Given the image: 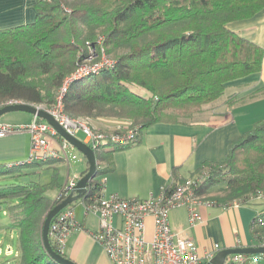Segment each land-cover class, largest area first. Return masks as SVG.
I'll use <instances>...</instances> for the list:
<instances>
[{"label":"trees","instance_id":"1","mask_svg":"<svg viewBox=\"0 0 264 264\" xmlns=\"http://www.w3.org/2000/svg\"><path fill=\"white\" fill-rule=\"evenodd\" d=\"M263 5L264 0H37L32 23L0 30V106L10 101L54 106L65 80L87 59L89 45L103 36L114 66L70 84L64 112L72 118L130 120L139 130L131 144L108 143L94 151L100 166L81 200L97 196V180L113 170L115 152L137 143L153 125L195 122L229 83L261 71L264 50L227 26L252 18ZM60 162L0 164V181L25 176L19 172L26 169L51 172L47 183L0 185V206L6 205L9 224L18 231L19 264H55L41 232L46 214L63 201ZM200 171L205 177L199 196L223 187L225 196L216 203L245 204L264 192V121L234 141L223 162H205ZM177 181L174 175L164 193ZM55 189L50 199L46 194ZM250 230L254 244L264 243V209Z\"/></svg>","mask_w":264,"mask_h":264},{"label":"crops","instance_id":"2","mask_svg":"<svg viewBox=\"0 0 264 264\" xmlns=\"http://www.w3.org/2000/svg\"><path fill=\"white\" fill-rule=\"evenodd\" d=\"M36 1L0 0V30L32 23L35 18L32 6ZM227 27L264 50V5L252 18L231 23ZM226 91L235 102L229 107L223 105L222 110L213 112L207 120L153 125L142 133L137 143L115 152L112 155L113 170L102 175L106 179L105 195H117L125 200L157 197L163 187L173 182L174 175L176 179L187 180L203 163L223 162L229 146L250 132L257 122L264 121V59L259 73L229 83ZM247 110L253 111L242 115ZM28 148L26 135L1 138L0 164L11 167L23 162ZM87 167L83 161L73 163L69 168L60 162L57 169L61 186L68 176H81ZM48 172L49 181L51 172ZM57 194L58 191L51 197L46 195L54 199ZM261 209L251 202L211 205L203 202L198 207L200 221L194 227L188 226L184 209L171 211L168 222L172 229L192 239L200 251H214L217 246L219 252L254 244L250 224ZM2 216L8 219L4 210ZM74 219L83 229L73 232L66 239L65 256L76 264H109L102 247L89 235V232L97 230L96 218L93 215L84 216L80 205L79 210H74ZM2 221L0 219V231L5 225ZM152 229V221L148 219L147 239L151 238ZM3 255L5 259L0 260V264L18 261V253L13 254L12 250L8 256L1 249L0 258ZM13 255L17 260L9 263L7 259Z\"/></svg>","mask_w":264,"mask_h":264},{"label":"built area","instance_id":"3","mask_svg":"<svg viewBox=\"0 0 264 264\" xmlns=\"http://www.w3.org/2000/svg\"><path fill=\"white\" fill-rule=\"evenodd\" d=\"M94 45H89L87 59L65 80L55 105L48 109L37 107L50 114L68 135L76 138L77 134H82L84 136L82 142L93 152L108 143L131 144L138 136L139 130V127L130 120H99V126L95 127L90 124L89 118L75 119L64 112L63 96L70 84L114 66V61L104 55L103 49L99 55L94 53L96 49ZM14 104L21 103L10 101L0 107ZM14 135H26L29 140L28 155L18 165H30L51 159L60 160L69 168L73 163L85 162L84 157L74 147L35 115L31 116L29 122L20 125L0 123V139ZM97 166H100L98 162L96 169ZM80 177L78 175L67 177L62 186L63 200L73 192ZM204 177L205 174L193 179H178L166 193L163 187L157 197L125 200L117 195L106 196V179L101 176L97 180L100 186L99 194L77 202L83 207L84 216L93 215L96 218L97 230L89 232V235L102 247L109 264H205L216 254L217 246L214 251L202 252L192 239L172 229L168 222L171 211L184 209L188 226L192 228L200 221L198 207L203 202L208 205L214 204L205 201L196 192L199 181ZM258 194L257 198L264 199V192ZM72 205L59 212L48 229L51 246L62 256L65 255V242L69 235L83 229L75 222ZM148 219L152 221L153 226L150 239L145 235ZM258 223L263 225L261 219H258ZM258 246L264 247V243ZM5 254L11 255V250L7 249ZM260 263L264 264V255H232L227 257L224 264Z\"/></svg>","mask_w":264,"mask_h":264},{"label":"rangeland","instance_id":"4","mask_svg":"<svg viewBox=\"0 0 264 264\" xmlns=\"http://www.w3.org/2000/svg\"><path fill=\"white\" fill-rule=\"evenodd\" d=\"M65 10L68 11L67 9H65ZM100 38H102V39L100 40L98 38L95 45H94L96 48L95 49L96 51L94 50V53H96L97 55H99L101 53L100 52L101 49L104 50V47H103L104 46V38H103V36H100ZM103 52H104V55L108 59L113 60L106 55L105 51H103ZM134 91H135V93L139 94L142 97H147V93L140 88L135 87ZM228 93L229 92H227V91L224 92V94L218 100H216L215 102H213L211 104L204 106L202 108L201 112L199 114L195 115V117L193 118V121H195V122H199L202 120L205 121L208 119V117L212 116L213 112L218 111V110H222L223 105H225L226 107H229L231 105V103L233 101H235V99L233 97L230 98L229 97L230 95ZM251 111H253V110L243 111L242 115H245ZM31 116L32 115H30V114L22 113V112L7 113V114H4L3 116L0 117V123L1 124H8V125H20V124L29 122L31 119ZM83 118H86V117H80V118H75V119H83ZM89 121H90V124L92 126H95V127H98L100 124L98 119H92L89 117ZM101 123H102V121H101ZM76 138L80 141L84 140V136L82 134H77ZM14 166L15 167H23V166L18 165V164H14ZM48 170L49 169H45V168L44 169H38V170H33V169L21 170L19 173L24 174L25 176H21V177L15 176L12 178H5L4 180L0 181V185H6V186H9L11 184L20 185V184H28L30 182L45 183L46 181H48L47 180L48 179L47 175L49 176ZM75 171L79 173V170L75 169ZM204 173L205 172H203V171H200L199 173L196 172L195 174H193L190 177V179L197 178ZM56 192H57V190L55 189L53 191L48 192L47 195L51 197ZM224 196H225V193H224L223 187H215L211 190L210 194L203 197V199L205 201L208 200L210 202H213L214 204H219L221 202L218 201L216 203L217 199L223 198ZM257 196L254 199L251 198L249 200V202L255 203L257 205V207H261L262 208L261 210H263L264 209V199L257 198ZM238 202L239 201H233L232 203L239 204ZM72 206H73L74 210H79L80 203L74 202ZM0 207H1L0 219H2L3 220L2 222L5 224L3 229L0 231V250L2 249L3 254H5V251L7 249H11L13 254L18 253L17 252L18 251V239H17L18 238L17 237L18 231L16 228L11 226L9 223H7V224L5 223V222H9L8 219H6L5 217L2 216L3 210L6 208V205L4 204ZM251 246H257V244L255 243V244H252ZM4 259H5V256L0 258V260H4ZM7 260L9 263H11V262L16 261L17 259L13 255V256L8 257ZM14 264H19V261L14 262ZM260 264H262V263H260Z\"/></svg>","mask_w":264,"mask_h":264},{"label":"water","instance_id":"5","mask_svg":"<svg viewBox=\"0 0 264 264\" xmlns=\"http://www.w3.org/2000/svg\"><path fill=\"white\" fill-rule=\"evenodd\" d=\"M12 112H22L27 113L32 116H37L39 119L45 121L49 126H51L56 133L66 140L72 147H74L85 159L87 164V171L85 174L81 175L80 179L76 183L73 192L58 205L54 206L45 216L42 232H41V241L43 248L47 256L55 264H76L72 260L65 258L64 256L57 254L53 249L48 239V229L51 221L57 216L67 206L73 204L80 200L87 192L88 183L95 177L96 173V159L93 150L78 140L75 137L68 135L53 119V117L48 114L46 111L30 106L27 104H14L8 105L0 108V117L7 113ZM1 209V207H0ZM232 255H264L263 246H249V247H237L224 249L217 252L213 258L205 264H224L227 257Z\"/></svg>","mask_w":264,"mask_h":264}]
</instances>
